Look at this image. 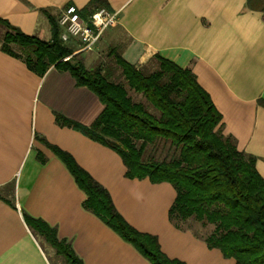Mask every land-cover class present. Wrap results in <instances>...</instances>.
Wrapping results in <instances>:
<instances>
[{
	"label": "crops",
	"instance_id": "obj_1",
	"mask_svg": "<svg viewBox=\"0 0 264 264\" xmlns=\"http://www.w3.org/2000/svg\"><path fill=\"white\" fill-rule=\"evenodd\" d=\"M23 1L0 0V18L43 40L50 38V29L38 9L59 14L67 4L82 9L89 2ZM107 1L126 33L122 58L142 66L158 54L188 68L220 114L225 134L236 140L239 151L255 158V168L264 178V11L250 9L247 0ZM16 69L14 78L0 72V264H50L41 248L53 250L32 234L23 214L55 229L82 264H149L83 209L85 195L39 142L35 148H44L47 161L37 162L35 133L71 154L109 192L125 221L157 236L168 257L186 264H232L205 246L191 261L172 252L170 241L181 234L168 221L173 188L124 178L114 152L55 125L53 112L89 125L102 110L92 92L76 87L68 73L54 68L42 78L20 66ZM10 182L14 208L5 202Z\"/></svg>",
	"mask_w": 264,
	"mask_h": 264
},
{
	"label": "trees",
	"instance_id": "obj_2",
	"mask_svg": "<svg viewBox=\"0 0 264 264\" xmlns=\"http://www.w3.org/2000/svg\"><path fill=\"white\" fill-rule=\"evenodd\" d=\"M262 4L264 0H247L250 9L264 11ZM99 9L113 12L107 0H89L79 12L86 18ZM37 11L47 19L50 38L28 35L0 18L1 52L23 62L38 78L50 68L68 73L76 87L88 89L102 105L101 112L89 125L53 112L55 125L114 152L124 167V178L146 179L153 185L169 184L175 192L168 209L169 222L175 221L177 228V221L194 218L213 226L204 240L209 251H216L232 264H264V178L255 168V158L239 151L236 140L224 134L220 114L191 71L158 54L147 64L136 66L113 49L110 51L113 64L88 68L75 54L78 49L75 43L61 42L58 14L49 9ZM148 66H155V70L147 72ZM120 78L156 114L142 103L132 102L124 85L113 80ZM34 140L64 165L85 195L83 209L149 264H186L168 257L157 236L139 232L127 223L109 192L71 154L37 133ZM157 153L164 155L160 158ZM36 160L43 164L46 158L37 151ZM6 203L14 208L13 203ZM23 219L32 234L51 248L62 264H82L70 245L58 239L55 229L26 214Z\"/></svg>",
	"mask_w": 264,
	"mask_h": 264
},
{
	"label": "rangeland",
	"instance_id": "obj_3",
	"mask_svg": "<svg viewBox=\"0 0 264 264\" xmlns=\"http://www.w3.org/2000/svg\"><path fill=\"white\" fill-rule=\"evenodd\" d=\"M258 1V0H253ZM57 14V13H55ZM119 18V17H118ZM41 30L44 31V26H40ZM121 26L119 24H116L108 29L105 30V32L100 37L97 44L88 52L83 53H77L79 54V57L83 59L84 64L88 68H94L97 65H102L103 67H106L107 65L112 62L113 64V58L110 55V51L116 50L118 53H120L123 46H125L127 39L125 36V32L121 30ZM125 33V34H124ZM2 35V32L0 31V37ZM46 36H48V30L46 31ZM112 38L115 40L113 41ZM0 72L4 76H8L11 78L16 77V73L19 71L16 69V67H22L24 70L29 72L23 62L20 60H17L13 57H10L9 55L4 54L0 50ZM155 70V66L151 67L148 66L147 72H152ZM31 73V72H29ZM6 74V75H5ZM32 74V73H31ZM116 75L119 74V70ZM116 82H121L127 92V96L131 99L134 103H142L145 107H147L148 111L156 114V112L148 105L146 100L140 95L132 91L126 83L123 81L122 78L120 79H113ZM225 134V132H224ZM39 135V134H38ZM40 137L44 138L42 135H39ZM34 139V135H33ZM45 139V138H44ZM34 142V151L41 152L47 161V157L44 154L45 150L44 148L39 144L40 149H36L35 147L38 146V142L36 140H33ZM44 152V153H43ZM164 152V151H163ZM165 153V152H164ZM164 153L162 155L160 153H157L158 157L162 158ZM36 157V156H35ZM45 161V163H46ZM43 163V164H45ZM41 164V163H40ZM42 164V165H43ZM14 182H10L5 187V192L8 197V200L11 203H15L14 197L12 194H14ZM169 221V219H168ZM171 227L175 228V230L179 231L181 234L177 235L172 239L170 242L171 245H169L170 250L177 255L186 258L187 260L191 261L194 255H196L198 252L203 250L204 246L206 247V244L204 242L205 238L209 236L213 231V226L211 225H203L200 221L190 218L188 220H185L183 222L177 221L178 227H175V221L169 222ZM42 244V243H41ZM43 245V244H42ZM41 245V246H42ZM44 246V245H43ZM46 255L47 259L49 260L50 264H62V260L58 257L56 258L54 253L50 251L49 249L41 248Z\"/></svg>",
	"mask_w": 264,
	"mask_h": 264
},
{
	"label": "built area",
	"instance_id": "obj_4",
	"mask_svg": "<svg viewBox=\"0 0 264 264\" xmlns=\"http://www.w3.org/2000/svg\"><path fill=\"white\" fill-rule=\"evenodd\" d=\"M117 22L118 12L99 9L84 18L80 15L79 9L73 5L64 7L56 19L61 42L75 43L78 48L75 54L91 50L105 30L116 25Z\"/></svg>",
	"mask_w": 264,
	"mask_h": 264
}]
</instances>
